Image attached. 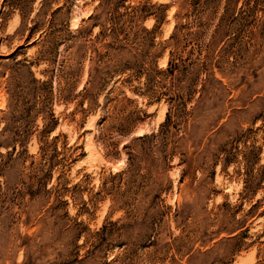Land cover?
<instances>
[{
    "label": "rangeland",
    "instance_id": "374dc122",
    "mask_svg": "<svg viewBox=\"0 0 264 264\" xmlns=\"http://www.w3.org/2000/svg\"><path fill=\"white\" fill-rule=\"evenodd\" d=\"M0 264H264V0H0Z\"/></svg>",
    "mask_w": 264,
    "mask_h": 264
}]
</instances>
